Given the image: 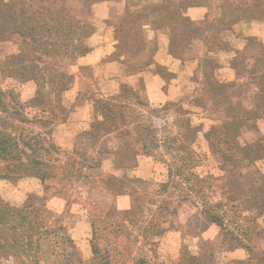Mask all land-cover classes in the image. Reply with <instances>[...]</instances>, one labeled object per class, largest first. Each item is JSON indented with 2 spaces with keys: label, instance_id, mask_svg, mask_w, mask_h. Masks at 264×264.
<instances>
[{
  "label": "rangeland",
  "instance_id": "374dc122",
  "mask_svg": "<svg viewBox=\"0 0 264 264\" xmlns=\"http://www.w3.org/2000/svg\"><path fill=\"white\" fill-rule=\"evenodd\" d=\"M0 1V264H264V25L255 36L226 30L191 75L174 79L154 62L148 76L172 80L160 101L123 78L102 84L113 67L79 64L100 45L138 57L134 18L121 36L90 15L103 0H83L77 14L80 0ZM252 1L264 19V0ZM124 89L121 114L95 130L94 100ZM158 139L181 151L153 150ZM179 155L189 183L177 176L156 193Z\"/></svg>",
  "mask_w": 264,
  "mask_h": 264
},
{
  "label": "crops",
  "instance_id": "0c3cea01",
  "mask_svg": "<svg viewBox=\"0 0 264 264\" xmlns=\"http://www.w3.org/2000/svg\"><path fill=\"white\" fill-rule=\"evenodd\" d=\"M251 3L254 1L110 0L95 3L89 8L90 15L108 27L118 28L121 36L130 32L127 18L136 19L146 45L144 51L129 62L118 48L112 46L110 51H106L100 45L81 57L79 64L85 70L93 68L95 73H103L104 69L107 71L108 67H113L112 74L105 76L106 81L102 84L118 82L119 78H123V85L131 88L143 85L148 93H153L154 99L166 101V95L160 90L169 88L172 80L156 79L151 74L148 76L154 72L153 63L177 79L184 69H188L190 75L197 71L201 57L214 56V48L226 40L223 38L226 30L240 31L244 37L259 35L260 32L254 30L264 25V19L261 13L258 14L260 10L246 13L245 8ZM82 10L81 6L76 8L72 5L70 13L77 14ZM226 25L230 27L226 29ZM218 33L222 38L214 37ZM209 47L213 49L209 51ZM181 48L187 54L184 60L176 57L182 54ZM135 73L137 75H133Z\"/></svg>",
  "mask_w": 264,
  "mask_h": 264
},
{
  "label": "trees",
  "instance_id": "16d2710c",
  "mask_svg": "<svg viewBox=\"0 0 264 264\" xmlns=\"http://www.w3.org/2000/svg\"><path fill=\"white\" fill-rule=\"evenodd\" d=\"M86 1H88V0H84V2H86ZM104 1H110V0H103V1H96V2H94V3H92L88 8H90L93 4H95V3H99V2H104ZM116 1V0H115ZM84 2H83V0L81 1L80 0V2L78 1V3H79V5L83 8V10H84V8L85 9H87L88 10V8H86L85 7V4H84ZM245 9H247L246 10V13H255V11L257 10H260V9H258V7H256L255 6V4L254 3H251V5H249V6H247V8H245ZM2 10H3V5H2V2L0 1V14H1V12H2ZM260 12L258 11V14H259ZM136 20V19H135ZM85 25V24H84ZM226 26H229V25H226ZM129 27V26H128ZM230 27V26H229ZM229 27H227V28H229ZM226 28V29H227ZM215 37V36H214ZM216 38V37H215ZM213 45H214V43H213ZM213 48H214V46H213ZM213 48H210L209 47V51L211 50V49H213ZM177 58L179 57V58H181V55L180 56H176ZM200 59H205V60H207L206 59V57H201ZM70 77V79L72 78L71 77V75L69 76ZM125 86V85H124ZM125 88H127V86H125ZM122 93V94H121ZM119 95H117V96H115V97H113V98H110V99H99V100H94V105H95V107L97 108V109H99V112H100V116L102 117V121H95L94 122V124H93V128H95V130H97L99 127H104V126H106L107 124L106 123H104V121L106 120V121H112L113 119H115L116 118V115L114 114V112H113V109L114 108H116V110H117V113H120L121 111H120V109H122V108H124L125 107V105H124V103L123 102H121L123 99H124V93H128V90H126V89H124L122 92H121ZM131 94H133L134 95V93L133 92H131ZM128 104H130V103H128ZM133 105H135V106H144V104H142V102L141 101H139L138 99H134V103H133ZM151 113H154V111L152 110L151 111ZM121 114V113H120ZM133 117L134 118H138V115L137 114H133ZM105 118V119H104ZM103 119H104V121H103ZM136 128L138 129V133H137V141L139 142V144L141 145V150H142V153L143 154H149L150 152H149V149L150 148H148V145L144 142V137H143V135L146 133V131H147V128L146 127H143V126H141L140 124H137L136 125ZM94 133V132H93ZM92 133V134H93ZM92 134H90L89 136H93ZM126 135H128V134H132V135H134V132H126L125 133ZM172 142V144H174L175 143V140H172L171 141ZM165 145H167L166 143H161V140H155L154 141V148H153V150H155V151H158V150H162V151H164V152H166V154H169V155H171V154H178V152L179 151H181V148H159L160 146L161 147H165ZM50 148H57L56 146H55V144H53V143H51L50 144ZM98 148H101V144H99L98 145ZM158 155L159 154H161V152H156ZM191 152H189L188 154H190ZM175 158H173V160H174ZM181 160V161H183L184 163H182L181 165H179V166H177V160ZM171 161V159H170V162H172L171 163V167L173 168L174 167V173H172L171 172V170H170V177H172V181H170L169 179L166 181V182H163V183H161L160 185H158V189L157 190H155L156 191V193H161V192H165V191H167V187H168V184H169V182H170V184L171 185H173V182L174 183H178L177 181H175V177H177V176H183V180H185L186 181V183H189V178H188V175L189 174H191V172H190V167H188V164L187 163H185V162H187V161H189V159L187 158V157H180V155H179V157H178V159H176V161ZM159 161V160H158ZM161 163V162H160ZM162 163H164V162H162ZM177 166V167H176ZM166 167L167 168H169V169H171L170 168V166L169 165H166ZM192 175V174H191ZM197 183L198 184H201L203 181L202 180H199V178H197ZM193 186H190V187H188L187 189L188 190H190V189H193L192 188ZM203 199L204 200H201L202 201V204L207 208V207H209L210 208V205H209V203L206 201V199H205V196H203ZM187 201H189V199L187 198V196H185V197H181L176 203H184V202H187ZM170 202H167V201H165V202H163L162 203V206L161 207H158V210L160 209V212H164L165 210H169V207H170ZM209 205V206H208ZM109 209V205H106V210H104V212H106L107 210ZM172 213V212H171ZM207 215H208V213H207ZM1 218H2V216H0V221H1ZM209 218L210 219H215V217H214V215H210L209 216ZM215 221V220H214ZM216 222H217V220H216ZM230 236H233V234H229ZM232 239V241H237L236 240V237L234 238V236H233V238H231ZM249 252H251V249L250 248H246Z\"/></svg>",
  "mask_w": 264,
  "mask_h": 264
}]
</instances>
